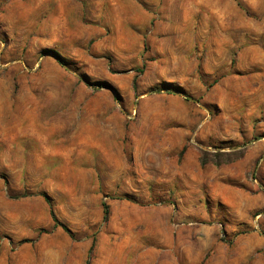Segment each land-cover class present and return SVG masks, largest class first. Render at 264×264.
<instances>
[{
  "label": "rangeland",
  "instance_id": "374dc122",
  "mask_svg": "<svg viewBox=\"0 0 264 264\" xmlns=\"http://www.w3.org/2000/svg\"><path fill=\"white\" fill-rule=\"evenodd\" d=\"M263 189L264 0H0V264H264Z\"/></svg>",
  "mask_w": 264,
  "mask_h": 264
},
{
  "label": "trees",
  "instance_id": "16d2710c",
  "mask_svg": "<svg viewBox=\"0 0 264 264\" xmlns=\"http://www.w3.org/2000/svg\"><path fill=\"white\" fill-rule=\"evenodd\" d=\"M56 55H57V57H58L59 59H61V56H60L58 53H56ZM202 162H204V161H202ZM218 163H219V162H218ZM263 191H264V189H263ZM46 199H47V202L49 203L48 198H46ZM103 207H104V215H105V217H107L109 207H108V205H107L105 202H103ZM49 212H50V215H51L52 219H53L54 221H56V218H55L54 212H53V210H52L51 208H50Z\"/></svg>",
  "mask_w": 264,
  "mask_h": 264
}]
</instances>
